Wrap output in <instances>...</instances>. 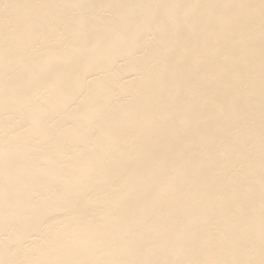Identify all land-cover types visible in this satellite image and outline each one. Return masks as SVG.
<instances>
[{
    "label": "bare ground",
    "instance_id": "1",
    "mask_svg": "<svg viewBox=\"0 0 264 264\" xmlns=\"http://www.w3.org/2000/svg\"><path fill=\"white\" fill-rule=\"evenodd\" d=\"M0 264H264V0H0Z\"/></svg>",
    "mask_w": 264,
    "mask_h": 264
}]
</instances>
